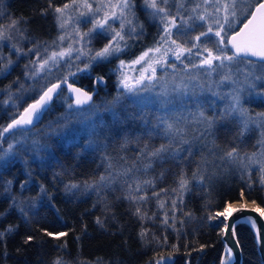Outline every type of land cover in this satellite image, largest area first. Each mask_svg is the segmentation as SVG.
Here are the masks:
<instances>
[{"label":"snow or ice","instance_id":"snow-or-ice-1","mask_svg":"<svg viewBox=\"0 0 264 264\" xmlns=\"http://www.w3.org/2000/svg\"><path fill=\"white\" fill-rule=\"evenodd\" d=\"M142 7L145 14L157 21L158 38L153 45L143 50L135 59L131 61L119 60L116 71L119 73L117 80V95L109 102L103 105L105 111L112 114L113 121L122 123L121 113L117 112L116 106L122 99L135 97L133 103L147 107L150 104L159 106V110L164 114L156 116V123L148 133L149 137L155 133L160 135L164 143L159 146H152L149 143H143L135 150V156L128 158L126 156L115 157L105 154L104 161L107 163L106 175L101 174L98 180L89 182L85 181L83 185L69 183L65 185V191L71 192L74 189L94 190L97 193L111 185L120 183L123 189V198L129 201V207L132 215L135 216L142 224L146 220H154L156 213L149 215L146 205L154 199L157 208L163 212L161 224L175 229L176 211H183L180 205L183 204V195L189 191V177L185 172L184 161H189L192 157L191 141L187 138L189 125L195 123L201 125L196 128L198 135L196 139H203L206 134H211L217 124L226 126V122L232 120L238 122L237 137H243L249 131L250 124H257L264 129V112L256 113L255 117L249 115L248 110L242 106V95L247 92L264 96V0H142ZM136 0H65L60 6H54L52 0H49L48 9L53 13L59 35L50 44L45 43L41 51L37 43L33 48L27 49V53H33L36 59L29 60L25 64V78L36 79L41 73L45 76L50 74L53 67L64 66L71 69L75 61L87 57V63L83 67L75 64L76 71H69L58 80V82H49L42 86L38 96L33 102L24 107L22 111L17 107V100L20 96L11 91V85L3 90L5 99L0 100V105L15 109L9 113V122L0 125V168L14 162L17 152V145L24 148V141L16 139V132L21 133L31 130L36 122H39L42 115L49 110L54 96H60L63 91L62 85L67 86L69 93L73 94L74 99L67 102L66 114L57 120V125L61 129L72 128L73 123L85 124L84 131L88 137V145L96 143L92 139L94 136L104 134V129L111 133L112 128L101 124L98 126L95 117L99 114L100 107L92 103V95L81 88L75 87L68 83L69 76H75L77 72L89 70L93 63H103L109 61L111 57L116 56L127 48L128 40L138 39L143 35V24L139 21L135 13ZM4 15V13H0ZM90 17L85 23H90L91 27L87 31H81L79 21L76 17ZM75 21V26L74 25ZM21 21L18 18L8 17V23L0 24V41L12 40L13 33L23 37L24 33L19 28ZM118 25V27H117ZM71 27V32L68 29ZM93 33L103 34L108 37V42L102 48L92 49L88 45L93 39ZM15 53L25 55L24 49L16 44L11 45ZM177 61L183 65V71L186 73L188 83L181 80L179 83L173 82L169 87L168 82L163 80L162 76L157 75V69H171L173 73L177 70V64L171 62ZM185 61H188L185 63ZM13 61L11 57L0 55V74L9 71ZM244 65L243 69L239 65ZM138 75L130 76L129 71L137 70ZM203 69L204 74L211 78L215 73L217 79L207 84L198 82L200 76L199 70ZM127 70V71H126ZM192 70H196L193 72ZM243 75V80L237 79V74ZM193 81L196 84L189 86ZM14 83L19 84V77ZM95 83H105L104 76H97ZM161 91L154 98L141 95L142 93H151L156 87ZM201 92L211 93L215 99L227 100L228 102L219 109H215V99L207 101V107L212 108V115H208L205 103L199 100L195 101L198 111L189 113V117L177 115L169 110L168 105L172 103L169 98L172 93L180 96L196 95V88ZM227 88L228 91L221 93L214 90ZM28 89L23 84H19L17 92H24ZM84 105H89L87 116H85ZM140 119L144 120L145 116L138 113ZM84 117V119H80ZM126 118H135L129 117ZM51 127V125H49ZM99 127V131H98ZM7 134V135H6ZM78 133L73 130V136ZM117 135L119 133H116ZM107 138V137H106ZM7 147H3L5 141ZM139 142V138H138ZM130 143L125 137L119 147H124ZM46 147L39 141H32V150L39 152ZM214 147H216L214 145ZM27 151L26 148H24ZM208 155L216 156V152L209 150ZM224 161L239 163L244 169V176H247L246 188L252 189L258 186L264 191V131L257 140L255 150L241 155L240 150L234 144L230 148L223 150V154L217 157ZM171 161L179 169L175 173L174 187H160L157 189L158 182L162 181L170 171L169 169L161 170L156 175H149V171H154V165L161 166ZM246 161V162H245ZM26 163V162H25ZM210 163L205 156H201V163L197 164L196 171L192 172V179H198L200 184H204L206 176L201 172V164ZM255 166L257 178L252 179V168ZM59 173H54L55 176ZM242 176V179L244 178ZM211 179V176H207ZM33 183L31 171L26 172V179L20 182L21 192L26 190L28 185ZM12 180L3 182V192L11 194ZM150 190V191H149ZM47 195V189L43 184L39 186L37 197L25 200L18 199L15 195H10V207L19 211L25 222L30 220L29 213L36 206L37 199ZM249 199L245 197V189L239 192V207L233 202H226L222 211L210 216L211 219L223 217L227 220L233 212L243 211L249 206ZM252 205L251 211L264 217V207L257 203L256 199H250ZM105 210L109 209L107 201L104 202ZM95 207V205H93ZM172 213V215H170ZM4 213H0L2 217ZM185 216L192 218L191 212H185ZM172 221L170 223L169 221ZM245 220L256 228V220L248 216ZM96 223L104 228V221L96 218ZM184 223L183 220L180 221ZM13 225H8L0 230V242L5 237L16 230ZM45 235L59 239L66 236L67 232L53 233L42 229ZM179 231V230H177ZM236 237V225L224 224L223 232L229 233ZM149 235V229L142 227L139 236L142 240ZM33 236L29 235L25 243L32 241ZM159 240V238L153 237ZM257 243H261L260 232H256ZM167 243V237L163 238ZM239 240H236L235 247L239 248ZM59 248H66V243L58 245ZM205 246L201 245L200 250ZM173 251L179 249L173 245ZM225 257L221 264H231L233 260V248L225 245ZM190 255V253H189ZM172 258V253L167 257L160 255L155 264H167ZM52 264H73L72 261L65 260L64 257L58 256ZM93 264H102V258H97Z\"/></svg>","mask_w":264,"mask_h":264},{"label":"trees","instance_id":"trees-1","mask_svg":"<svg viewBox=\"0 0 264 264\" xmlns=\"http://www.w3.org/2000/svg\"><path fill=\"white\" fill-rule=\"evenodd\" d=\"M64 1L52 0V3L54 6H59ZM48 4L49 0H0V13H4L0 15V24H7L9 16L20 19L19 28L24 35L20 36L15 44L26 53L27 49L33 48L37 43L42 51L45 43L50 44L53 39L54 35L50 32L55 29L54 15L45 17L48 14L44 12ZM136 9L144 15L143 35L138 39L128 40L129 46L118 54V58L114 56L109 61L95 63L88 72L77 73L68 78L71 83L79 87H91L95 77L104 76L105 83L99 86L94 100L102 99L104 93L109 96L112 94L115 84L113 68L118 60H131L157 39L158 27L146 16L142 0H136ZM49 22L51 29L47 32ZM11 45L0 43V55L10 56L13 61L9 71L0 74V100L5 99L3 90L11 85V91L20 96L16 104L21 111L38 96V88L41 86L39 82L46 83V80L43 76L39 79H26L24 66L36 56L33 53L25 55L15 53ZM18 77L19 84H23L27 91L17 92L19 84L14 81ZM65 97L68 98L67 102H71L63 89L60 96H56L51 103L49 110L42 115L40 123L34 126L39 129L37 133L46 128L47 132H50L49 124H55L66 109ZM14 110L0 105V125L9 122V113ZM238 127L239 125H230V131H227L224 130L225 127L219 126L217 129L221 131L218 134L212 130L211 134H206L203 139L191 144L192 157L182 165L189 177L190 190L183 195L184 202L180 205L183 211L175 212V229L160 223L163 212L157 208L154 199L147 203L146 209L149 215L152 213L157 215L154 220H146L142 224L132 215L129 201L118 199L124 194L120 183L116 184L115 188L114 186L105 188L99 193L94 190H84L83 187L71 192L65 191L66 184L83 185L85 181L98 180L99 176L106 172L100 151L89 148L83 140L84 137L53 144L51 151L40 153L34 152L31 148L30 152L23 154V150L17 147L18 155L14 162L0 168V213H4L0 217V230L8 225L18 226L14 232L5 237L3 242H0V264H52L53 260L61 255L73 264H93L97 258H102V264H155L160 255L167 257L169 253H172V258L167 264H220L224 250L221 240L222 218L211 219L210 216L222 211L226 202L235 200L242 188L245 189L247 198L256 199L264 207V191L258 186L250 190L246 188L247 176H244L243 167L239 163L217 158L223 154V150L234 144L241 155L250 154L255 150L257 140L264 130L249 127V131L243 137H237ZM227 132H230L229 138L226 137ZM164 142L163 138L155 133L146 140V143L152 146H159ZM140 146V144L134 145L135 148L132 149L134 153ZM209 150L215 151L216 156L208 155ZM202 155L210 162L207 165L201 164V172L206 176L204 184H200L198 179H192L191 175L196 171L197 164L201 163ZM161 167L170 171L162 181L158 182L157 189L174 187L175 173L179 169L171 161L162 166L154 165L155 170H150L149 175H156ZM27 171H31L33 183L21 192L19 185L26 179ZM252 172V179L255 180L258 175L255 166ZM54 173H59L55 179ZM209 175L211 179H207ZM6 180L13 181L11 194L3 192V182ZM41 184L47 189V195L37 199L35 208L29 213L30 220L25 222L19 211L10 207V195L25 200L37 197ZM105 201L109 205L108 210H105ZM185 212H191L192 218L185 216ZM97 217L104 221V228L96 223ZM181 220L184 221L183 224L180 223ZM169 222L172 223L171 220ZM142 227L149 229V235L144 240L139 236ZM42 229L68 234L54 239L45 235ZM236 233L242 247V264H261L256 253L252 229L246 223L240 222L237 224ZM29 235L34 239L26 244L24 241ZM165 236L167 243L163 242ZM65 243L66 248L58 247ZM173 245L179 250L173 251ZM201 245L205 246L202 250H200Z\"/></svg>","mask_w":264,"mask_h":264},{"label":"rangeland","instance_id":"rangeland-1","mask_svg":"<svg viewBox=\"0 0 264 264\" xmlns=\"http://www.w3.org/2000/svg\"><path fill=\"white\" fill-rule=\"evenodd\" d=\"M63 3H61L60 5H62ZM135 13H136V16L138 17L139 21L143 24L144 15L141 12H139V10H137L136 8H135ZM46 14H48V15H45V17H50L51 15H53V13L51 11L46 12ZM89 19H90V17H88V16H85V17L77 16L76 17V20L79 21L78 26L82 32L87 31L88 28L91 27L90 23H85V21H87ZM148 19L151 22H154L157 26V24H158L157 21H153L149 17H148ZM47 24L49 25L47 32H49L51 29V23L49 22ZM73 26H75V21H74ZM117 27H118V25H117ZM71 30L72 29L70 27L68 29V31L71 32ZM156 31H158V29H156ZM51 33L54 35L53 39H52V41H53L59 35V29L57 27L56 21H55V29L53 28L51 30L50 34ZM13 37L14 38L10 41H0V43H5V44L9 43L10 45L15 44L19 41L20 35L17 33H13ZM157 38H158V36H157ZM52 41H50V43ZM107 42H108V37L106 35L93 33V39L91 40V43L88 45V47L92 48V49H99V48H102L104 46V44H106ZM153 43H152V45H153ZM139 54H137L136 56H138ZM136 56L134 58H132L131 60L135 59ZM33 59H36V57H33ZM131 60H125V61H131ZM171 62H174L177 64V70L175 73H173V71L171 69L161 70L158 68L157 69V75L162 76L163 80L168 82L169 87L172 85L173 82L179 83L181 80H183L185 83H188L189 81H188L187 75L183 71V65L177 61H174V60H171ZM187 62L188 61H185V63H187ZM84 63H87V57H82L81 60L75 61L74 65L71 69H69L67 66H64L63 62H61V66L53 67L51 69L50 74H48L47 76H45V73H41L40 76L37 77L36 79H39L41 76H43L46 80V83H45V81H44V83L39 82V84H41V86L38 88L39 92H40L43 85H45L49 82H52V81H54V82L58 81L64 75H67L69 71L75 72L76 71L75 64H79L80 67H83ZM94 64L95 63H93L92 66ZM118 64H119V60L115 63V67L113 68V72L115 73V84L113 87L112 94L109 96V94L104 93L103 95H105V96H102V99H100L98 101L95 99L93 102H91L92 104H94L96 106H101L99 114L95 117V119L97 121V125L99 126L101 124V121H102L103 125H106V126H108V128L113 129V131L111 133H108L107 128H105L104 134L92 137V139L94 141H96V143H93L92 145L89 146L88 145V137H87L86 132L84 131L85 124L74 122L72 128L61 129L57 125V122L55 124L50 123L49 125H51V127H49L50 130H48L50 132H47V128H46L40 133L36 132V131H39V129H37L35 127H31V130L27 131V132H23V133H21L20 131L16 132V139L22 140L25 142L24 148H26L27 151H25L24 148H21L20 145H17V147H19L20 150H23V154H25V152L28 153L31 151L33 140H37V141H39V143L41 145L46 146L38 152V153H40L41 151H51L53 144H61L63 142H67V141L74 140V139L76 140V139H79L80 137H84L83 140L86 141V145L91 149L99 150L103 159H104V156L106 153L115 157L116 159H118L119 156H121V155L126 156L128 158L134 157L135 153L132 150L134 145H139V144L141 145L143 143H146V140L149 138L148 133L151 131L153 125L156 123V116L162 115L164 113L159 110V106L156 104H150L147 107H143L141 105H137V104L133 103V100L135 99V97H127V98L122 99L121 103L119 105H117L116 109H115L117 112L121 113V119L123 122L122 123H116L113 121L112 114L108 111H105L103 108V105H105L106 102L111 101L113 99V97H115L117 95V80H118L119 73L116 71V69H117ZM239 67L241 69H243L244 65L241 64V65H239ZM138 68H139V66H136L137 70L129 71L128 74L130 76L138 75ZM88 71L89 70H87L85 72H88ZM192 71L195 72L196 70H192ZM199 72H200V76L198 78V82L200 84H204L205 87L207 86V84H209L212 81L217 79L215 73H213L211 78H209L208 76H206L204 74L203 69H200ZM77 73H82V72H77ZM47 78H50V79H47ZM237 79L242 81L243 75L238 73ZM196 83H197L196 81H193L189 86L191 87L193 84H196ZM214 90L219 91L221 93L228 91L227 88H220V89L214 88ZM160 91H161V89L158 86V87L154 88L151 93H142L141 95L149 96L150 98H154L155 95L157 93H159ZM195 91H196L195 96H191V94H189L188 96H180L177 93H172L171 96L169 97L172 100V103L170 105H168L169 110H171L173 113H175L177 115H183L185 117H189V113H196L198 111L195 101L199 100V101L205 103V108L207 110L208 115H212L213 110H212V108L207 107V101L209 99H215V98L211 97V93H209L207 91L201 92L198 87L195 89ZM32 102H30V103H32ZM227 102H228L227 100L215 99V104L213 107L215 109L222 108ZM241 102H242V106L248 110L249 115H251L253 117H255L256 113L264 112V96H259L256 94H249V93L245 92L242 95ZM27 105L24 107H27ZM65 107H67V104ZM88 108H89V105L84 106L85 116H87ZM138 113L143 114L145 116V119L144 120L140 119V116L137 115ZM65 114H66V109L62 113V115H65ZM129 115L131 117H135V118H126V117H129ZM80 119H84V117H80ZM230 125L232 126V125H239V124H238V122H233L232 120H229L226 122V126H222V127H225L224 130L230 131ZM219 126H221V125L217 124L215 126V128L213 129V132L215 134H218V132L221 131V130L217 129ZM200 127L202 128L201 125H197L195 123H192L191 125H189V130L187 132V138L191 141V144H195L196 141L198 140L195 138V136L198 135V133L195 132V129L200 128ZM249 127L259 128L257 126V124H250ZM33 128H35V129H33ZM73 130H75L78 133L77 135H75V137L73 136ZM261 130H264V129H261ZM98 131H99V127H98ZM116 133H119V134L117 135ZM229 134H230V132L226 133L227 138H229V136H230ZM157 136H160V135H157ZM125 137H127L130 140V143H128L124 147V149H121L119 147V145ZM138 138H139V142H138ZM154 141H155V143H157L156 140H154ZM9 142H12V141L7 140V143H9ZM7 143L4 144L5 148L7 147ZM20 153H22V152H20ZM104 164L107 167V163L105 161H104ZM106 174L107 173L105 172V175ZM116 184H119V183H116ZM116 184L111 185L109 188H112V186H114V188H115ZM238 198H239V195H237L236 199H238ZM232 201H234V200H232ZM232 201H229V202H232ZM245 223L250 228L252 227L250 223H247V222H245ZM246 248H247V252H246L247 255L246 256L248 257L249 256L248 244H247ZM225 255L226 254L224 252L222 259L225 257Z\"/></svg>","mask_w":264,"mask_h":264},{"label":"water","instance_id":"water-1","mask_svg":"<svg viewBox=\"0 0 264 264\" xmlns=\"http://www.w3.org/2000/svg\"><path fill=\"white\" fill-rule=\"evenodd\" d=\"M68 83H70V82L68 81ZM73 85L75 87L80 88L79 86H77L75 84H73ZM62 87H64L69 98L72 101L74 99L73 94L68 92L66 85H62ZM54 98H55V96L53 97V99ZM40 120H39V122H40ZM39 122H36L34 124V126H36ZM248 216H251L256 220V228L251 227L252 233H253V241H254L256 253L259 257L260 263L264 264V217H260L258 213L252 212L250 207H248L247 209H244L243 211L233 212L232 215L227 220H225L222 217L221 240L223 241V244H224L223 254L225 252V245H227L230 248H233V260H232L231 264H242V261H243L242 247H241L240 242H239V244H240L239 248L235 247L236 240L238 239L237 233H236V237H233L230 234V231H229V233H224L223 232V226H224V224H229L230 226L232 224H235L237 227V224L240 222H244L243 219L248 217ZM257 230H259L260 237H261V243H259V244L257 243V239H256ZM170 261H171V259L168 260L167 262H170ZM220 264H221V261H220Z\"/></svg>","mask_w":264,"mask_h":264},{"label":"flooded vegetation","instance_id":"flooded-vegetation-1","mask_svg":"<svg viewBox=\"0 0 264 264\" xmlns=\"http://www.w3.org/2000/svg\"><path fill=\"white\" fill-rule=\"evenodd\" d=\"M95 80H96V77H95V79H93L94 84L91 87H89V86L80 87L81 89L88 91L92 95V101H93L94 97L98 94L99 86L102 85V84L95 83Z\"/></svg>","mask_w":264,"mask_h":264},{"label":"bare ground","instance_id":"bare-ground-1","mask_svg":"<svg viewBox=\"0 0 264 264\" xmlns=\"http://www.w3.org/2000/svg\"><path fill=\"white\" fill-rule=\"evenodd\" d=\"M246 197V196H245ZM247 198V197H246ZM238 201H239V198L238 199H236V200H234V201H232L233 203H235V206L236 207H239V203H238ZM258 203V202H257ZM259 204V203H258ZM261 206V205H260ZM248 207H252V205H251V203H250V200H249V206ZM262 207V206H261ZM243 221H245V222H247L246 220H245V218L243 219ZM248 223V222H247Z\"/></svg>","mask_w":264,"mask_h":264}]
</instances>
